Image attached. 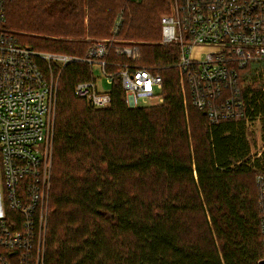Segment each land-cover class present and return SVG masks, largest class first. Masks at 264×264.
Here are the masks:
<instances>
[{
	"label": "trees",
	"instance_id": "obj_1",
	"mask_svg": "<svg viewBox=\"0 0 264 264\" xmlns=\"http://www.w3.org/2000/svg\"><path fill=\"white\" fill-rule=\"evenodd\" d=\"M170 8L171 0L7 4L8 26L24 45L82 58L110 40L109 72L126 60L118 46H133L136 62L164 78L163 102L131 108L116 74L111 105L97 108L75 91L95 79L92 65L55 68L44 264H262L256 178L264 152L251 163L247 118L212 124L182 93L179 46L158 42ZM248 100L249 117L264 114L263 95Z\"/></svg>",
	"mask_w": 264,
	"mask_h": 264
},
{
	"label": "built area",
	"instance_id": "obj_2",
	"mask_svg": "<svg viewBox=\"0 0 264 264\" xmlns=\"http://www.w3.org/2000/svg\"><path fill=\"white\" fill-rule=\"evenodd\" d=\"M8 2L0 0V154L5 204L0 213V264H44L52 116L59 83L55 68L77 60L92 68L99 65L110 84L118 74L131 108L139 107L140 100L163 102L164 78L156 67L136 62L140 55L133 46H118V55L126 60H119L118 70L109 72L110 40L95 41L82 58L24 45L8 26ZM122 21L119 15L115 31ZM161 22L163 42L179 46L174 66L189 88L190 99L210 123L248 118L244 81L251 75L264 86V0H171V11ZM75 91L97 108L112 103L109 91H101L95 79L78 82ZM256 182L264 235V170Z\"/></svg>",
	"mask_w": 264,
	"mask_h": 264
},
{
	"label": "rangeland",
	"instance_id": "obj_3",
	"mask_svg": "<svg viewBox=\"0 0 264 264\" xmlns=\"http://www.w3.org/2000/svg\"><path fill=\"white\" fill-rule=\"evenodd\" d=\"M136 3H140L142 0H132ZM171 11V8H170ZM165 15V14H164ZM88 41H92L90 38H87ZM162 45H167L166 43L163 42L162 36L160 40L158 41ZM173 64V63H172ZM175 65V63L173 64ZM171 65V66H173ZM147 66H152L156 67L155 65H147ZM94 71V78L97 82V85L101 91H107L111 88V84L108 83V80L106 76L104 75L101 67L99 65H94L93 67ZM179 84H180V89L182 93L187 95L190 99L189 95V88L184 80V78L181 76L179 72ZM59 85V83H58ZM250 85V86H249ZM263 82L259 78H253L251 75L248 76L245 81H244V90L248 98L250 96L256 94L259 92V94L264 96V88H263ZM248 89V91H247ZM251 91V92H249ZM158 93V92H157ZM159 100L158 98H152V99H146V100H140V106H150L158 103ZM56 112H57V107L55 112L53 113L52 116V134L53 130L55 128V122H56ZM51 134V136H52ZM246 136L247 139L250 143L251 146V154H250V160L251 163L254 162L256 158H261L262 153L264 152V114H260L258 116H250L247 118V125H246ZM52 144H51V152H52ZM53 154V152H52ZM51 166H52V160H51ZM1 178H2V163H1V154H0V207L1 210H4V198H3V186L1 183ZM48 210H49V205H48Z\"/></svg>",
	"mask_w": 264,
	"mask_h": 264
},
{
	"label": "water",
	"instance_id": "obj_4",
	"mask_svg": "<svg viewBox=\"0 0 264 264\" xmlns=\"http://www.w3.org/2000/svg\"><path fill=\"white\" fill-rule=\"evenodd\" d=\"M261 262H262V264H264V259Z\"/></svg>",
	"mask_w": 264,
	"mask_h": 264
},
{
	"label": "crops",
	"instance_id": "obj_5",
	"mask_svg": "<svg viewBox=\"0 0 264 264\" xmlns=\"http://www.w3.org/2000/svg\"><path fill=\"white\" fill-rule=\"evenodd\" d=\"M0 213H1V207H0Z\"/></svg>",
	"mask_w": 264,
	"mask_h": 264
}]
</instances>
